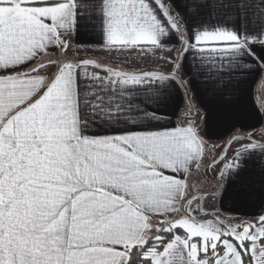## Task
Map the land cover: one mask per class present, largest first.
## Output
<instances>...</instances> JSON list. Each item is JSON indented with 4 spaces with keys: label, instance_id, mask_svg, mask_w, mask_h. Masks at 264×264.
<instances>
[{
    "label": "snow or ice",
    "instance_id": "6c2138e0",
    "mask_svg": "<svg viewBox=\"0 0 264 264\" xmlns=\"http://www.w3.org/2000/svg\"><path fill=\"white\" fill-rule=\"evenodd\" d=\"M253 67L264 0H0V264H264V131L209 143Z\"/></svg>",
    "mask_w": 264,
    "mask_h": 264
},
{
    "label": "crops",
    "instance_id": "0c3cea01",
    "mask_svg": "<svg viewBox=\"0 0 264 264\" xmlns=\"http://www.w3.org/2000/svg\"><path fill=\"white\" fill-rule=\"evenodd\" d=\"M167 2V0H165ZM177 5L182 6L183 0H174ZM73 43H89V37L87 35L81 34L79 38L73 37ZM97 52H88L81 50L79 55H91ZM67 55H73L72 51L66 53ZM157 57H153L151 55L145 57L143 61L132 65L133 67L149 69V68H160L167 69V66L163 64V62H156ZM109 62V61H106ZM186 67H189L186 62ZM264 71H256L253 67V71L247 75L244 83L242 84V107L244 116L239 123L235 124V127H229L227 125L217 126L216 128L210 129L211 138L205 134L206 128L202 126V135H205L206 139H209L210 144H215L217 146L223 145L230 137L234 135H244L248 132L256 131L260 133L264 131V97L263 91L264 89ZM191 88L193 92V103L199 106V103L203 106H210V94L205 90V87L199 81V78L193 77L190 81ZM198 98V99H196ZM186 101H184L183 92L177 86L173 85L167 94V98L165 100V108L168 111L176 110L177 112L180 109H183ZM175 119V117H173ZM243 125V127H242ZM255 137L257 141L260 143H264V137ZM248 143V141L242 140L236 145V149L240 148L241 144ZM234 150V152H235ZM233 152V154H234ZM232 154V155H233ZM231 155V156H232ZM257 155H259V149H257ZM207 161L202 162L201 174L198 177H195V181L199 182L200 180H206L210 182L211 178L207 174L206 176L203 174V165L206 164ZM223 167V165L221 166ZM218 179V178H217ZM198 194V193H197ZM231 201H226V206H231ZM249 211H255L254 209H249Z\"/></svg>",
    "mask_w": 264,
    "mask_h": 264
},
{
    "label": "rangeland",
    "instance_id": "374dc122",
    "mask_svg": "<svg viewBox=\"0 0 264 264\" xmlns=\"http://www.w3.org/2000/svg\"><path fill=\"white\" fill-rule=\"evenodd\" d=\"M79 55V54H78ZM97 55H99L98 53H94V54H91V55H89V56H91V57H96ZM79 57L80 58H83V57H88V55H79ZM109 62H111V61H109ZM263 83H264V81H263ZM262 91H263V97H264V89H262ZM264 99V98H263ZM264 104V103H263ZM256 137H259V136H256ZM240 142V141H239ZM239 142H234V143H232V145H231V148H230V150H229V152H228V156L229 157H231V155L233 154V152H234V150H235V148H236V145L239 143ZM225 144V143H224ZM210 159V158H209ZM222 166V165H221ZM220 166V167H221ZM218 171H219V169H217V178H218ZM209 176H210V178H211V180H210V182L212 181V179H213V172L211 171V170H209V172L207 173ZM205 180V179H204ZM203 179L202 180H200V181H204Z\"/></svg>",
    "mask_w": 264,
    "mask_h": 264
}]
</instances>
